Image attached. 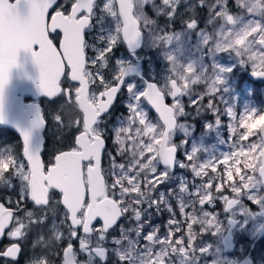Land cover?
Returning <instances> with one entry per match:
<instances>
[{
  "label": "snow or ice",
  "instance_id": "snow-or-ice-1",
  "mask_svg": "<svg viewBox=\"0 0 264 264\" xmlns=\"http://www.w3.org/2000/svg\"><path fill=\"white\" fill-rule=\"evenodd\" d=\"M57 3L58 0H0V26L8 30L11 37L6 62L0 67V122L4 120L5 92L11 70L19 66L21 49L31 53L39 66L40 84L50 99L63 95L66 102H71L74 96L84 104L83 109L77 107L83 113V125L74 137V146L56 154L47 170L41 151L31 147L30 131H23V160H18L12 150L0 153V187L11 191L16 187L14 181L19 184L18 199L13 201L11 197H5L9 204H16V209L0 203V238L5 236L7 229V236L17 241L0 251V257L17 261L22 253L21 243L28 238L32 226L50 225L51 241L54 238V242H48L50 245L56 247L67 241L62 249L61 264H108L109 253L119 264H199L201 255L209 249L193 246L198 235L193 231V225H199L201 238L203 233L223 230L218 216L206 211L204 205L213 207L219 199L231 209L242 196H250L257 203L264 199L250 191L264 182L259 179L264 177V160H257L264 147L250 137L255 135L260 139L264 137V131L248 135L243 126L249 116H260L264 111L253 108L239 114L229 106L224 99L227 91L224 74L232 69L219 65H215L218 71L214 72L213 87L191 77H182L179 81L169 78L165 87L148 84L141 94L135 92L134 85H129V116L119 119V126L114 128L113 143L117 145L114 155L106 143L108 133L113 130L102 116L109 113L132 69L118 62V71L112 74L111 80H106L102 69L108 67V54L121 41H127L129 46H139L146 33L152 36L154 44L170 45L179 34L158 29L150 11L157 16L166 15L171 27L181 0H160V3L157 0H107L96 20L99 31H107V35L98 36L99 43L105 45L102 48L88 44L85 39L86 30L91 31L95 26L96 0H72L67 14L59 10L63 5L54 7ZM199 4L205 6V0H199ZM235 4L241 10L237 14L230 11L229 0H215L209 9L208 23L217 19L222 21L216 38L204 30H200V34L212 52L234 53L256 76L264 77V0H235ZM50 9L53 11L51 16ZM104 14L111 18L113 27H103ZM198 27L194 18L184 21L186 30H197ZM57 30L62 33V39L57 41L59 48L50 38V33ZM88 48L95 53L93 57L86 55ZM166 57L174 71L175 55L166 53ZM89 65L96 70H90ZM184 67L187 73L195 70L191 63ZM62 77L68 81L63 87ZM97 81L103 90L90 92V85ZM73 82L77 86L74 87ZM186 83L207 87L202 93H188L184 87ZM185 96H188V106L197 114L212 113L214 123L209 124L210 128L222 124V116L227 118L232 151L201 161L197 150L188 153L183 142L173 141L176 125L184 128L178 121L187 112ZM169 99L170 103L167 102ZM145 101L158 114L156 123L149 120ZM221 104L225 106L223 110ZM53 119L57 124L61 121L56 115ZM36 123L44 126L47 121L38 116ZM142 136L148 138L147 142ZM178 152L184 153L183 159L177 158ZM105 156L108 167L102 168ZM118 157H125L127 162H117ZM217 163L223 165L221 172H217ZM241 168L246 170L244 174H241ZM177 169H188L193 174L191 191L189 181L183 175L178 176ZM209 169L213 175H209ZM234 173L238 176L236 182H233ZM106 177H111V182ZM197 179L200 180L198 184ZM173 181L178 183L167 189V195L159 190L161 185ZM214 184L219 195H213ZM225 185L235 194L233 198L222 194ZM182 196L189 197L187 203ZM26 199L33 205L31 209L24 206ZM173 200L187 222V243L184 235L173 239L182 231V221L175 218ZM186 208L191 212L186 213ZM17 212L23 215H17ZM164 212L169 214V219L165 222L167 234L161 236L160 225L153 224V219ZM122 219L127 227L125 223H118ZM97 221L99 226H95ZM61 226L67 229V234L60 230ZM149 227L150 230L145 232ZM117 229L119 236L109 239L110 230ZM73 240H78V251L74 249ZM108 244L114 247L110 248ZM55 254L59 255L58 252ZM81 255L83 259L79 258ZM29 264L51 262L31 259Z\"/></svg>",
  "mask_w": 264,
  "mask_h": 264
},
{
  "label": "rangeland",
  "instance_id": "rangeland-1",
  "mask_svg": "<svg viewBox=\"0 0 264 264\" xmlns=\"http://www.w3.org/2000/svg\"><path fill=\"white\" fill-rule=\"evenodd\" d=\"M160 3V0H157ZM230 11L233 14L239 13L241 10L237 8L235 0H229ZM215 4V0H205V6H200L199 0H181V4L177 8V17L174 18L171 27H169V20L166 15L157 16L154 12L150 11V15L153 19L157 21V28L163 29L166 26L164 32L175 31L179 34V38L175 39L170 45H157L153 43L152 36L148 33L144 34V47L139 54V57L144 62V68L141 72L142 78L130 79L127 81L125 86L124 99L127 101L123 103V110H126V117L129 116L128 104L131 100V95L129 92V85H134V90L137 94L145 92L146 82H155L160 87H165L169 78H174L179 81L182 77H191L193 80H199L200 82L206 83L209 87L215 86V74L218 71L215 65H219L223 68L232 69L231 72L225 75V85L224 88L227 89L224 95V99L228 102L230 107H234L235 111L239 114H243L245 110L258 109L264 111V84L258 85L247 79L248 74L253 72L250 66L244 65L239 62V59L234 53L228 52H212L209 45L205 44L200 30L206 31L210 37L216 38V32L222 23L219 19L214 21L212 24L208 23L210 18L209 9ZM102 13L99 12L96 16L97 20ZM103 27L109 29L113 27V22L110 17L106 14ZM189 18H194L198 21L197 30H186L184 29V21ZM100 25L95 23V32L91 34L90 38L96 47H104L105 45L99 43V35H107V31L100 32ZM163 34V33H162ZM90 51L93 52L92 48ZM166 53H172L176 57L175 70L173 71V65L169 62L166 57ZM95 54V53H94ZM129 61L128 50L124 43L121 41L113 49L111 53L108 54V67L102 69L106 80H111L112 74L119 69L118 62H123L125 65ZM194 64L195 70L193 73H187L184 65ZM203 72H207L206 74ZM99 88L102 86L97 81L96 83ZM184 87L186 91L190 93H202L206 90V85L197 84L191 86L190 84H185ZM207 97H205V102H207ZM170 100V99H169ZM216 101L214 100V103ZM184 103L186 108V114L179 117L178 123H183L184 128H179L173 133V141L177 144L183 142L186 145L188 153L192 150H197L198 156L201 161L204 159L220 156L221 154H226L232 151L231 148V128L228 124L226 117H221L222 124L216 125L214 127H209V124L214 123V117L211 112L204 111L197 114L194 108L188 106V96L184 97ZM224 105L221 104L220 108L223 110ZM145 108L148 110L149 120L153 123L158 121V118L153 114L148 104L145 102ZM264 122V114L260 116H249L244 122V127L248 130V135H253L260 131L261 125ZM235 123V122H234ZM135 125L133 129H135ZM239 126L237 125V131ZM142 139L147 142V137L142 136ZM250 140L257 141L258 144L263 147L262 139L257 136L250 137ZM244 143H248L245 141ZM15 152L13 148L6 147L5 150L0 149V153L4 152ZM179 159H183V152H179ZM257 160H262V152L257 157ZM255 167V165H253ZM223 165L217 163V172H221ZM182 172L184 176H191V171L188 169H178ZM209 175H213L209 169ZM246 170L241 168V174H244ZM190 175V176H189ZM207 180V177L204 178ZM251 179V178H250ZM260 179V178H259ZM238 181V176L234 173V181ZM260 181H262L260 179ZM16 187L9 191L7 188L0 187V198L3 193L11 192L16 194L14 191H18V184L16 181L13 182ZM197 183L200 180L197 179ZM167 195V190H162ZM253 195L258 197H264V187L261 183H258L256 189L250 190ZM222 194L228 195L229 198H233L235 194L231 193L230 190L225 185L222 189ZM155 195V194H154ZM213 195H219L215 192V184L213 185ZM173 210H174V200ZM223 203V204H222ZM222 204V205H221ZM207 205V204H205ZM226 205L223 200H217L214 203V207L209 212L222 217L223 214L227 218H232L234 220L240 221L239 227L236 229L234 236L235 242L238 244L241 240V244L237 246L236 251L227 255L223 252L222 240L226 236V230L228 229L227 220L222 223V231L219 235L215 236V232H207L200 235L199 225H193V231L197 232V239L194 241L193 246H201L208 248L209 251L201 255L199 264H237L240 261L245 260L248 252H250L253 243L257 242L258 236L264 227V219L258 217L257 214L262 211L264 207V199H261L260 203L253 201L250 196L241 197L239 200V205L237 208L231 212L226 211ZM218 210V211H217ZM164 214L169 217L167 212ZM200 213L198 211L199 216ZM174 226V225H173ZM167 234V232H166ZM225 235V236H224ZM175 237H173L174 239ZM255 260L254 264H264V240H262L259 246L255 250ZM250 256V255H249Z\"/></svg>",
  "mask_w": 264,
  "mask_h": 264
},
{
  "label": "flooded vegetation",
  "instance_id": "flooded-vegetation-1",
  "mask_svg": "<svg viewBox=\"0 0 264 264\" xmlns=\"http://www.w3.org/2000/svg\"><path fill=\"white\" fill-rule=\"evenodd\" d=\"M71 2H72V0H68V2H65V0H58L57 5L54 7H59L60 5H63L62 8H59V10H62L65 12V14H67L68 11L70 10ZM96 2H97V7L94 9V12L96 13V16H97V14L99 12H101V8L103 7V4L107 2V0H96ZM52 14H53V11L51 10L49 12V16H51ZM96 16L93 19L94 25L96 23V20H95ZM164 28L166 29V26ZM94 32H95V26L92 28L91 31L86 30V33H85V39L88 42V44H90V45L93 44L90 36ZM50 38L53 39V43L56 44V46L59 48L57 41L62 39V33L57 31L56 33L50 34ZM140 53L135 54V56H131V54H129V52H128L129 61L125 64V66H137L138 67L139 64H137V61H139V60L142 61V59L139 57ZM86 55L88 57H93L95 54H94V52L90 51V48H88V49H86ZM98 67H99V65L96 66V68H98ZM89 68L92 71L96 70L95 68H92L91 65H89ZM143 68H144V62L142 65V69L139 72V75H140L139 78H142L141 72L143 71ZM67 71H68V69L66 67L65 72L67 73ZM131 79H138V78L134 77ZM127 81H126V83H127ZM67 82L68 81L65 79V77H63L62 87ZM126 83L124 85V88L122 89V91L118 95L116 102L114 103L112 108L109 110V113H106L102 116V119L106 120L108 127L113 130V131H110L108 133L109 139L107 140L106 143L108 145L109 150L112 151L114 155L116 154L115 150L117 148V145L115 143H113L114 128L119 126V124H118L119 119L126 118V110H123V103L127 101L126 99H124ZM258 83H260V82H258ZM73 86L75 87L77 85L73 84ZM89 91L90 92L95 91L98 93L99 91H102V89L99 88L97 84H94V85H90ZM78 100H80L79 97L75 100V98L73 96L71 102H66L64 99V96L61 95V97L55 101H49L48 99H41V100L35 102L36 104H39L42 107L43 117L47 121L46 126H45V130H44L45 145H44L43 153L41 155L42 160L45 164V170H47V167L49 165H51V163H53V158L56 154H58L60 151L69 150L71 147L74 146V143H73L74 137L79 134V131L82 129V125H83V113L81 110H79L77 108L78 107V103H77ZM29 101L30 100H27L26 102H29ZM54 115H56V118L58 120L61 119L59 124L54 122V119H53ZM22 145L23 144H22L20 138L14 132H12L6 128L0 129V149L5 150L7 146L10 148H13L15 150V152H13V155H15L18 158V160H23L24 158L21 155ZM4 153H9V152H4ZM178 154H180V153L178 152ZM117 162H125L126 163L127 160L125 157H118ZM25 163H26V161H25ZM107 167H108V160H107V157L105 156L102 160V168H107ZM176 174L178 176L183 175V173L178 171V169L176 170ZM184 177L187 178V180L189 181V190L191 191L192 187H193V185L191 183L192 178H193V174H191V176L189 178L187 175ZM106 179H108V181L111 182V177H106ZM16 183L18 184L17 181H16ZM176 183H178V181H173V182H170L168 184L161 185L159 190H161V191L167 190L169 187H174ZM196 183H197V180H196ZM17 189L19 191V184H18ZM18 191H14V192H16V194L11 193V192L3 193L1 195V198H0V203H4L6 207L16 209V207H17L16 204L15 203L9 204L7 202V200L5 199V197H11L12 200L14 201V200L19 198ZM181 199H185V202L187 203L189 197L182 196ZM24 206H26L29 209H31L33 207L31 202L27 199L24 201ZM213 207H211L209 205H204V209L206 211L213 209ZM237 207H238V205L235 208H237ZM226 211L231 212L232 210L228 211L226 209ZM174 212L176 213L175 218L179 221H182V223H181L182 231L175 234L174 240L176 238H178L179 236L184 235L185 236V243H187V237H186L187 222L184 221V216H182L180 214L179 206L175 203V201H174ZM185 212L186 213L191 212V209L186 208ZM17 215L22 216L23 213L17 212ZM196 215H198V211H197ZM167 219H169V217H167L164 213H162L159 217H154V219H153V224H159L160 225V235L161 236L166 235L167 231L165 228V222L167 221ZM218 219H219V223L221 225L225 220H227L228 229L225 232V233H227L229 230V221L232 218H227V216L223 214L222 217L218 216ZM236 222L238 223V225L236 226L235 231L240 225V221L236 220ZM99 223L100 222L97 221L95 226H99ZM118 223H125V226L126 227L128 226L127 223L123 219H122V221H120ZM174 227H175V225L173 226V228ZM60 230L65 232V234H67V229L65 227L61 226ZM149 230H150V227L146 228L145 232H147ZM7 231L8 230L5 231V236L3 237L2 241L0 242V251H4L12 243L17 242V241L10 239L7 236ZM235 231H234V233H235ZM219 234L220 233L215 232V236H217ZM118 236H119L118 229L115 231L110 230L109 239H111L112 237H118ZM37 241H39V243H37ZM48 242L49 243L51 242L50 225H33L31 228V231L29 233L28 238L21 243L22 253H21V256L18 258V260L12 261L10 258L0 257V264H29L31 259H48L51 262V264H61L62 249H63V247L66 246L67 241H64L63 243L59 244L56 247H54L53 245H50ZM260 242H256V243L252 244L253 247H251V250H250V252L247 253L246 257L250 255L251 258L253 259V261L255 260L254 259L255 255H256L255 250L259 246ZM72 243L74 245V249L78 251V240H73ZM142 243H144V241H142ZM34 244H35V247H33ZM221 244L223 247V240H222ZM240 244H241V247H244L243 242L241 240L238 244L235 242L236 248ZM107 246L110 248L114 247V245H112V244H108ZM157 247H159V246H157ZM223 251H224V248H223ZM57 252L59 253V255L55 254ZM79 258L83 259L84 257L81 255ZM108 264H119V262L116 260V258L111 253H109Z\"/></svg>",
  "mask_w": 264,
  "mask_h": 264
},
{
  "label": "water",
  "instance_id": "water-1",
  "mask_svg": "<svg viewBox=\"0 0 264 264\" xmlns=\"http://www.w3.org/2000/svg\"><path fill=\"white\" fill-rule=\"evenodd\" d=\"M51 9L49 10V12ZM59 31V30H57ZM60 32V31H59ZM61 33V32H60ZM53 34V33H50ZM127 50L131 56H135L142 51L144 47V35L141 38L139 46L133 47L129 46L127 41H124ZM11 47V37L9 35L8 30L4 27L0 26V67L4 65L7 59L8 51ZM139 66H129L131 67L132 71L127 75L124 81V85L127 80L137 77L139 78V72L142 69L143 62L137 61ZM18 67H14L11 70V79L10 83L8 84L5 92V108H4V120L0 122V129L6 128L10 131L14 132L21 140L23 144V131H30L31 132V147L33 150H40L41 155L44 150L45 145V138H44V130L45 126H38L37 125V118L38 116L42 119L43 112L42 107L35 102L41 99H48L49 101H55L61 97L58 95L57 97L50 99L47 94L43 91L41 84H40V69L39 66L34 62V58L32 54L21 49L18 54ZM248 79L254 83L262 82L264 83V77H258L253 72L248 74ZM63 82V77L61 78V86ZM76 85V82H73ZM148 84H155L154 82H146V89ZM124 86L121 88L120 92ZM118 93V95L120 94ZM118 98V96H117ZM116 98V100H117ZM30 100L29 102H26ZM147 104L148 102L145 101ZM167 102H171L168 100ZM78 106L83 109L84 104L77 101ZM153 114L158 118V114L155 112L154 109L148 104ZM178 125V124H177ZM176 125V129H177ZM175 129V130H176ZM174 130V132H175ZM260 131H264V122L261 125ZM173 132V133H174ZM264 147V137H261ZM178 158V154H177ZM262 160H264V152H262ZM262 181H264V177H260ZM264 187V182H262ZM239 202L233 206V208L226 209L228 211L233 210ZM258 217H262L264 219V207L262 211L257 214ZM238 223L236 220L231 219L229 221V230L226 233V236L223 239V248L226 254H232L235 251V238H234V231ZM7 230V229H6ZM5 230V231H6ZM3 237L0 238V242L2 241ZM264 239V227L261 230L257 241H261ZM239 264H254L249 258L241 261Z\"/></svg>",
  "mask_w": 264,
  "mask_h": 264
},
{
  "label": "clouds",
  "instance_id": "clouds-1",
  "mask_svg": "<svg viewBox=\"0 0 264 264\" xmlns=\"http://www.w3.org/2000/svg\"><path fill=\"white\" fill-rule=\"evenodd\" d=\"M51 242H54V238H53V241H51Z\"/></svg>",
  "mask_w": 264,
  "mask_h": 264
},
{
  "label": "trees",
  "instance_id": "trees-1",
  "mask_svg": "<svg viewBox=\"0 0 264 264\" xmlns=\"http://www.w3.org/2000/svg\"><path fill=\"white\" fill-rule=\"evenodd\" d=\"M258 85H261L260 83H257Z\"/></svg>",
  "mask_w": 264,
  "mask_h": 264
}]
</instances>
